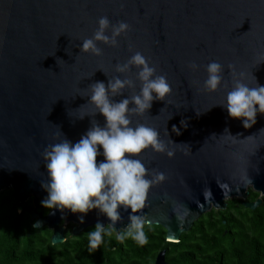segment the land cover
I'll use <instances>...</instances> for the list:
<instances>
[{
  "label": "water",
  "instance_id": "95a60500",
  "mask_svg": "<svg viewBox=\"0 0 264 264\" xmlns=\"http://www.w3.org/2000/svg\"><path fill=\"white\" fill-rule=\"evenodd\" d=\"M100 16L131 27L117 38V47L98 42L102 55L95 56L79 44L92 36ZM135 51L167 77L171 92L153 100L143 115L130 114L131 124L156 129L173 153L148 147L135 154L150 173L165 176L150 187L137 214L162 226L166 240L174 242L204 212L224 209L227 198H241L243 207L254 209L264 195V114L243 128L220 106L241 73L250 86L264 85V0H0V191L12 190L18 211L31 198L29 219L41 222L36 228L51 229L53 244L65 240L64 223H74L72 234L98 220L111 225L97 209L83 223L81 214L69 210H35L47 195L41 152L63 135L78 141L91 120L104 124L87 103L88 86L107 84L113 76L135 81L136 68L115 71ZM210 60L224 66L222 86L211 92L202 87ZM191 61L200 67L191 70ZM135 84L113 99L138 92ZM249 186L259 192L254 201L246 200ZM119 210L116 233L125 229L130 211ZM164 253H157L154 264H166Z\"/></svg>",
  "mask_w": 264,
  "mask_h": 264
},
{
  "label": "clouds",
  "instance_id": "9594fccd",
  "mask_svg": "<svg viewBox=\"0 0 264 264\" xmlns=\"http://www.w3.org/2000/svg\"><path fill=\"white\" fill-rule=\"evenodd\" d=\"M130 27L126 21L113 24L107 16H100L92 36L83 39L79 49L101 56L102 49L98 42L117 47V38L126 34ZM131 47L129 45L130 50ZM133 67L137 69L135 81H139V91L131 96L113 99L122 95L125 88H135V81L128 77L121 79L113 76L107 84L95 81L88 86L87 103L95 107L94 116L99 113L104 117L102 126L91 120L90 127L78 141L72 142L63 135V139L47 144L41 152L46 171L41 187L47 193L40 200L43 208L79 213L80 223L84 222V215L92 209H97L99 214L108 218L111 228H105L98 220L94 228L87 232L89 252L99 248L104 242V236H110L115 224L122 220L119 210L121 206L130 211L125 231L117 232L116 239L123 242L131 238L140 246L148 243L145 226L150 227V223L137 214V210L144 207L150 187L162 182L165 176L158 171L150 173L135 154L151 147L154 151L173 155L159 138L156 129L142 123L133 127L130 120V114L143 115L151 108L153 100H164L171 92L167 77L157 74L156 66L140 51L133 52L124 63H117L115 71L126 73ZM188 67L195 71L200 65L191 61ZM204 71V90L211 92L222 86L224 66L221 63L210 60L204 66ZM239 75L241 78L234 80L225 102L220 106L226 109L229 118L239 119L242 127L248 128L255 124L258 113L264 114V85L258 84L254 77L256 85L250 86L244 82V74ZM180 124L187 127L183 119ZM173 128L179 134L175 125ZM98 155L104 159L98 162ZM40 223L36 221L33 227L40 226Z\"/></svg>",
  "mask_w": 264,
  "mask_h": 264
},
{
  "label": "trees",
  "instance_id": "16d2710c",
  "mask_svg": "<svg viewBox=\"0 0 264 264\" xmlns=\"http://www.w3.org/2000/svg\"><path fill=\"white\" fill-rule=\"evenodd\" d=\"M248 190L247 201L259 197V192ZM16 203L11 189L0 191V264H154L162 249L166 264H264V195L254 209L243 207L241 198H227L224 209L201 214L178 241H167L165 229L150 224L145 226L148 243L143 246L131 238L117 240L112 229L93 252L88 250L87 232L95 225L72 234L69 222L65 240L53 244L51 229L33 227L29 219L32 199L21 211ZM35 210L46 214L49 209L39 201Z\"/></svg>",
  "mask_w": 264,
  "mask_h": 264
},
{
  "label": "rangeland",
  "instance_id": "374dc122",
  "mask_svg": "<svg viewBox=\"0 0 264 264\" xmlns=\"http://www.w3.org/2000/svg\"><path fill=\"white\" fill-rule=\"evenodd\" d=\"M248 188L252 189L251 186H249ZM70 223H71V225L73 227L74 223H72V222H70ZM64 225H66V224L64 223Z\"/></svg>",
  "mask_w": 264,
  "mask_h": 264
}]
</instances>
